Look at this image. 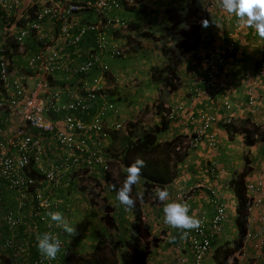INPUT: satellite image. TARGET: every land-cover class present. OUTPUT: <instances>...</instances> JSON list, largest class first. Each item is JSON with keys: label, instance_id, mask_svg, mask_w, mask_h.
Masks as SVG:
<instances>
[{"label": "trees", "instance_id": "obj_1", "mask_svg": "<svg viewBox=\"0 0 264 264\" xmlns=\"http://www.w3.org/2000/svg\"><path fill=\"white\" fill-rule=\"evenodd\" d=\"M40 9L39 0H25L23 14L17 22H24L25 15L32 16ZM145 12V7H142L139 12L132 13L131 17L137 19L139 16L136 17V14L141 16L146 14ZM209 18L210 12L207 10L204 0H187L186 2L185 0H172L164 10L163 22L155 29L152 26L147 28L139 24H134V27L130 25L129 28L132 31L129 30L130 33L126 40L117 45V51L126 52L127 55L123 56L126 61L122 62V60L116 59L113 66L112 60L108 59L111 61L109 63L105 59L108 65L111 64V67L109 65L110 69L123 71L120 75L112 74V69L111 72L109 71V83L121 86L120 90L113 91L106 100L108 103L114 104V109L109 111L106 123L109 121L110 127H113L121 116H124L127 122H133L134 116L138 113L139 121L128 125L126 135L119 138L117 134H120V130L112 135L113 143L116 144L118 139L121 140L122 151L117 155L106 153L105 160L109 170L98 166L91 177L85 175L87 170L79 172V174L75 173L70 178L67 177L68 181L64 185L62 184L63 187L60 186L56 192L54 189L53 193L49 194L53 199H64L58 209L53 211L62 213L65 220L74 227V233L69 235L64 233L61 228L56 229L55 233L64 242L66 250L80 256L78 260L73 259L76 260L75 264H124L125 262H128L127 264H154L150 260L153 248L158 247L161 240L152 233V225L145 222V206L154 201L160 203L155 195L156 190L165 188L176 179L179 161L193 153V148L199 144L197 142L201 143L204 140V134L202 133L203 136H200V128H194L195 132H192V130L184 128L185 124L176 127V122L179 120L181 122L183 115L189 120L194 118L192 116L195 113L193 105L187 109V105L182 103L183 97L178 99L180 96L178 92L187 87L179 73V67L183 66L186 55L199 47L200 33L203 27L201 21L209 20ZM13 46V53L5 52L11 64L8 66V73L11 76L14 74L15 62L22 58L17 54V45L14 43ZM31 53L29 55H33ZM25 69L26 66L21 68L24 70L23 72H26ZM134 80L138 84L134 85ZM176 99L180 102H177ZM104 102V99L97 101L93 108V110L95 109L93 114ZM115 110H120L121 113L116 115ZM150 116L152 117L151 121L147 118ZM231 122L233 124L231 123L228 128L231 127L229 129H232V132L229 129L228 132L232 136L236 132L241 133L247 147L253 146L257 142H264V128L254 124L250 119L232 120ZM138 124L144 127L141 132L134 129ZM180 127L184 128L183 132H177L172 136L171 134L175 130L178 131ZM125 142L127 143L125 144ZM212 142L217 144L215 140ZM182 154L183 157H181ZM137 158L143 159L145 165L141 170L139 182L132 186L130 196L136 203L129 209L120 204L116 193L123 186L128 166ZM112 165L113 167L119 166L121 169L118 180L111 173ZM35 167L30 165L25 172V175L37 181L30 187L29 197L30 195L32 197L28 204L31 210L36 204L34 192L38 186L44 187L42 183H38L40 179ZM251 172L252 167L247 162L245 169L241 173L236 172L232 176V181L230 180L232 193L237 199L236 221L240 227V235L235 240L233 249L226 250L224 260L220 264H240L238 256L247 237L249 221L250 197L247 190V179ZM82 180L92 182L89 184L91 185L89 186L90 190H88V186H80L77 183ZM93 183L97 190H94ZM5 187L6 185L3 183L0 184V205L6 203L4 195L15 198V195ZM98 189L101 190L98 191ZM74 192L76 195L84 194L92 209H96L100 214L99 221L97 223L94 221V226L91 227L85 221L88 211L81 209L79 201L73 205L67 204L69 195H74ZM106 192H108V197L102 199V195ZM85 197H81L79 200L83 202ZM92 213L96 217L97 213L95 211ZM15 230H10L6 226L2 233L9 235L7 238H12L10 235ZM24 230L20 229V233H23ZM19 238L23 239L21 236ZM30 238L32 242L29 248L27 247L28 256L26 259L9 257L6 259L7 264H13L16 260L22 264H32L36 260L40 253L37 250L36 241L31 236ZM5 255L7 256V254ZM5 255H1L0 258L3 259L6 257ZM217 255L218 253H216ZM60 260L66 264L68 258L60 256Z\"/></svg>", "mask_w": 264, "mask_h": 264}, {"label": "built area", "instance_id": "obj_2", "mask_svg": "<svg viewBox=\"0 0 264 264\" xmlns=\"http://www.w3.org/2000/svg\"><path fill=\"white\" fill-rule=\"evenodd\" d=\"M124 1L129 6L136 5L135 0H39V12L32 16L25 15L24 22L20 23L17 20L23 14L24 0H0V92L4 95V100L0 102V118L9 115L21 121L0 141V184L6 185L5 189L15 195L16 204L12 208L0 205V227L7 226L10 230H15L26 224L23 216H27L29 212L30 187L37 182L25 175L30 165L36 166L40 179L38 183L44 185L38 186L34 192L36 204L31 214L35 221L28 225L34 241L41 234L40 224L46 227L45 232L56 235L52 231L53 222H50L47 213L58 209L60 201L51 198L49 194L53 193L55 187L63 184L68 173L79 174L87 170L85 175L91 177L98 166L109 170L105 160L106 153L111 151L109 142L113 133L120 130L122 125L117 122L114 123L115 127H110L109 121L106 123L109 111L114 109V104L106 100L116 86L109 83L110 69L103 58L105 53H110L112 57H121L125 52L117 49L109 52V41L103 30L120 25L119 21H112L110 14L123 9ZM89 13H96L97 20L83 22V17ZM76 21L81 23L77 30L73 28ZM94 32L98 34L95 48L88 52L82 64L73 66L66 54L67 50L78 48L87 35ZM28 42L36 46L34 51H30ZM14 43L17 45V54L27 59V64L26 72L14 68L11 76L8 73V66L11 64L5 52L13 53ZM222 64L221 59L216 62L209 83L212 84V79L219 73ZM96 71L99 72L97 76L86 77ZM59 73L65 75L67 90L72 94L70 101L64 102L63 90L52 86ZM72 89L75 93H72ZM248 95L249 103L253 105L256 102L254 93L249 91ZM100 99L105 102L94 116L84 120L77 117V113L89 114ZM115 113L117 114V110ZM207 118L206 123L214 120ZM206 128L208 124H204L200 133ZM32 130L41 135H36ZM51 139L60 148L64 158L60 162H52L48 168L41 167ZM262 187L261 182L247 183L250 210L258 207L261 202L253 199L250 194L260 192ZM195 217L200 220V227L190 230L184 238L185 244L178 247L179 250L182 246L189 247L192 261L186 263L183 259L182 264H206L208 259L215 256L214 237L223 232L227 207L224 203H218L210 223L205 212H200ZM262 220L264 222V216ZM10 237L12 238H4L1 242L3 253L8 252V258L13 256L26 259L27 246L18 243L12 235ZM58 239L61 242V251L55 260H46L39 254L32 264H63L60 256L69 258L70 253L65 249L64 242ZM255 248L257 253L262 254L264 226L257 237ZM239 256L245 257L243 251Z\"/></svg>", "mask_w": 264, "mask_h": 264}, {"label": "crops", "instance_id": "obj_3", "mask_svg": "<svg viewBox=\"0 0 264 264\" xmlns=\"http://www.w3.org/2000/svg\"><path fill=\"white\" fill-rule=\"evenodd\" d=\"M171 1L172 0H146V10L150 7L152 12L150 15L146 13L140 16L139 14V18L136 19V22H138V20L143 23L156 21L160 26L161 24L157 22V20L160 21L162 19L163 10ZM186 1L187 0H185V2ZM155 13L160 14L161 18L155 16ZM120 14L122 19L133 18L127 15V10H123ZM78 23L79 22L76 21L73 28L76 29L79 25ZM146 26L148 25H145V27ZM200 35L201 40L199 48L196 50L197 52H195V54H190L183 63L186 71H188L186 68L187 66L196 73V75L191 78L195 87L189 93L187 90L188 86L185 82V86L187 87L181 89L185 94L181 95L179 93L181 90L178 93L181 98L183 97L182 103L187 105V109L193 105L194 115L198 117V115L211 114L215 117V122L211 123L209 128L205 131L204 140L196 145V147L193 148V153L188 154L179 165L176 179L166 186L170 194L169 201L186 202L190 207V215L198 216L200 212L201 214L205 212L207 221L210 223L216 212L218 203H224L228 208V196L233 194L229 186L231 173L234 172V170L237 171L238 167H245L248 162L252 167V172L248 176L247 183L257 184L261 182L263 187L260 192L250 194L253 199H259L261 202L258 207H253L250 210L249 221L247 223V237L244 240L242 250L245 257H238L240 264H264V250L262 254L255 251L257 237L261 228L264 226L262 220L264 216V142H257L253 146L247 147L242 134L235 133V135L232 136L226 128V119L228 117H232L235 121L250 119L253 123L264 128V77H260L257 74L258 69L256 68L259 59L264 57V39H261L256 34L254 28L248 27L245 21L223 10L220 4L210 12L209 26L207 28L202 27ZM121 38L125 37L122 36ZM97 39V33H90L78 48L67 50L66 54L68 55L70 63L73 66L82 64L88 52L95 48ZM116 42V40L112 41L111 38V45L116 44ZM232 43L236 45L235 54L225 59V56L222 54L225 53L226 47ZM27 46L33 48V50L36 49L33 43L28 42ZM112 48L113 47L110 46V51L113 50ZM208 57L224 58L226 61L225 67H222L221 75L215 79L214 85L216 90L213 92L209 91L207 86H204L202 80L197 81V77L204 78L205 75L207 76L205 72L207 67H205L203 62H205ZM104 58L107 60L110 59L108 57ZM110 62L111 61H109V63ZM26 64L27 59L21 58L19 61L17 60L15 62L14 68L21 70ZM109 65L111 67V64ZM111 69L113 73L117 74L118 71L116 69ZM121 72L123 73V71ZM98 74L99 72L96 71L91 77H95ZM55 79L52 86L63 90L64 102L70 101L72 94L70 95L71 91L67 90L65 75L59 73L56 75ZM65 85L66 88H64ZM249 88H254L256 94L261 97V101H259L253 110L247 106L246 91ZM72 93H75L73 89ZM3 100L4 95L0 92V102ZM226 100H228L231 105L230 109L225 107ZM93 112L90 114L77 113V117L81 119L86 117L90 118V115L93 116L95 114H93ZM179 121L176 122V127L180 124H185L186 126L184 128L188 130L201 128L202 126L199 120L193 122L189 120V118L184 117V115L181 118V122ZM20 123L21 121L19 118L3 115V117L0 118V141ZM184 128L180 127L178 131L175 130L171 135L173 136L177 132L182 133ZM32 131L36 135H41L38 131ZM214 140L217 144L212 142ZM50 143L51 145L43 158L42 164L40 165L41 167L48 168L52 162L57 163V161L60 162V160L64 158L62 151L57 147L53 139H51ZM240 156L243 157V161ZM232 162L235 164H232ZM213 165H217L218 167H212ZM234 167L236 168L234 169ZM64 184L65 183H63V185ZM63 185L60 186L63 187ZM59 187H55V192ZM30 197L32 196L30 195ZM169 201H165V203ZM159 204H161V202ZM91 208L90 206V209ZM162 208L161 206L155 213L153 212V217H150V215L146 213L144 218L145 222L146 219L150 218L153 220L154 225L162 226ZM146 210H148V212L151 211V209L148 208ZM28 211L27 216H23L26 219V224L21 230H28V225L35 221L31 214L32 210L30 207H28ZM236 219V211L233 216L231 214L229 215L228 209L227 220L223 232L221 235L214 237V253L219 252L227 243L237 240V238L231 240L230 237H227L229 231L233 234L232 231L236 228L233 222L235 221L238 225ZM94 221L97 223L99 218H95ZM94 221L93 224H88L92 227L95 225ZM45 229L46 227L41 225V233H43ZM25 230L22 231L23 233H20V229L12 231L11 235L29 248L32 240L30 238V232ZM165 230L168 231L165 234L164 242L161 241L159 246L153 249L154 254H152L150 260L154 264H182L183 259L186 260V263L191 262L192 254L188 249L189 247L182 246L180 250L178 248L180 244H185V239L180 238V234L176 229H172L168 226ZM8 236L9 235H5L3 238H7ZM19 236L23 239H20ZM174 237L175 240H173ZM216 253L215 256L208 259L206 264H220L222 260L218 258V255L216 256ZM15 263H19V261L16 260ZM127 263L128 262H125L124 264Z\"/></svg>", "mask_w": 264, "mask_h": 264}, {"label": "clouds", "instance_id": "obj_4", "mask_svg": "<svg viewBox=\"0 0 264 264\" xmlns=\"http://www.w3.org/2000/svg\"><path fill=\"white\" fill-rule=\"evenodd\" d=\"M88 1L96 2L97 0H88ZM204 1H205L206 6H207V10L209 12L213 11L216 8V6L220 4L223 10H225L229 14L235 15L238 19H240L242 21H245L248 27L254 28L256 34L261 39H264V0H204ZM135 2H136L135 6H129L127 1H124L123 9H121L120 11L113 12V13L110 14V18L113 19L112 21H115V22L119 21L120 25L112 26L110 28L105 29V31L103 30V32L107 36V40L109 41V48L111 46V47H113L112 49H117L118 48L117 45L120 44L122 41L126 40L127 36L132 31L129 28L130 25H131V27H134L133 26L134 24L135 25L139 24V25H142V26L148 25L146 27L152 26L153 29H155V27L159 26L156 23V21L155 22L154 21H149L148 23H143V22H136L132 18L131 19H122L121 16H120L121 15L120 13L123 10H127V15L131 16L132 13L139 12V10L142 7H145V9H146V6H147L146 0H135ZM164 10H163V13H162V19L160 21L157 20V22H159L160 24L164 20ZM151 12L152 11H151L150 7H148V9L146 10L145 13L150 15ZM159 17L161 18V15ZM93 20H97L96 13H93V14L89 13V15L83 17L82 21L89 23V21L91 22ZM78 24H81V23H78ZM201 24H202V26L204 28H207L209 26V20L208 19H203L201 21ZM78 27H79V25H78ZM77 28L75 30H77ZM129 30H130V32H129ZM89 34L87 35V37L89 36ZM122 36H124L125 38H121ZM111 38H112V41H114V40L118 41V42H116L117 45L116 44H112V45L110 44ZM200 40H201V35H200ZM199 44H200V41H199ZM196 50H194L190 54H195V52H197ZM235 51H236V45L234 43H232V44H229L228 48H226V50H225V53H223L222 55H224L225 59H226L227 57H232L235 54ZM109 52L112 53V51H109ZM190 54L186 55L184 60H186ZM125 56H126V52H125L124 57ZM104 57H108V58L113 59V60L120 59L122 61H125L124 60L125 58H123V56H121V57H112L110 55V53H107V54L105 53ZM219 59L222 60L223 64L219 68L220 69L219 73L214 75L215 78L212 79V84L209 83V81H210L209 77H210V74L212 73V69H210V70L208 69L207 70V78H206V80L203 83L205 86H207V89L209 91H212V92L216 90L215 85H214L215 84V79L218 76L221 75L220 73L222 72V67L224 66V58H216L215 60H213L215 65H216V62ZM103 60L105 61V58H103ZM104 63H106V61ZM263 64H264V57L259 59V61L257 62V65H256V68L258 69V71H257L258 73L257 74L260 77H264ZM109 69H110V67H109ZM91 75H88V78H90ZM91 78H93V77H91ZM113 84H115V86H116L114 91L117 90V89L120 90L119 87L121 85L117 86L116 83H113ZM249 91H252L254 93V97L256 99V102L253 105H250V103H249V100H250V96L248 95ZM246 98H247V106L250 109H252V110L255 109L256 105L259 103V101H261V97H259L256 94L254 88H249L246 91ZM225 107L227 109L231 108V105H230L228 100L225 101ZM93 111L94 110H92L91 112H93ZM120 113H121V111L117 110V114L116 115H118ZM95 114H96V112H95ZM207 115H198V117L196 115H193L194 118L191 121L194 122V121H198L199 120L200 123L202 124V126H201V128L199 130V133L202 130V128L204 127V124H208V128H209L210 124L215 122V117L211 116V118H213L214 120L206 123L207 119H208L207 117H210V116H207ZM91 117H92V115H90V118ZM203 117H204V119H203ZM84 119H82V120H84ZM232 120H234L232 117H228L226 119V128L227 129L231 128V127L228 128V126L231 125V123H232L231 121ZM117 122L122 125V127L120 129L121 132L125 131L127 129L128 125H129L127 120H126V118H124V116H121V118ZM208 128H206L204 130L203 134L205 133V131ZM191 130H192V132H195V130H193V129H191ZM229 130L232 132V129H229ZM115 133L116 132H114L113 134H115ZM236 133H238V132H236ZM203 134L200 133V136H203ZM239 134H241V133H239ZM112 139L110 140L109 145L115 144V143L112 142ZM197 143H200V142H197ZM110 149H111V146H110ZM121 151H122V149L119 152H121ZM178 151H180V150L178 149ZM109 152H110V154H114V155H117V153H119V152L113 151L112 149ZM144 165H145L144 160L140 159V158H137L131 165H129L128 168H127V176H126V178L124 180L123 186L120 187L119 190L116 193V198L120 202V204L123 205V206H126L129 209L134 207V205L136 203V201L133 198H131L130 192H131L132 186L139 182V180L141 178V170L144 167ZM245 167H244V169H245ZM73 174H75V173L67 174V175L70 178V176L73 175ZM67 177H66V181L63 182V183H67V181H68ZM82 181H84V180H82ZM82 181H79L77 183H79L80 186H82V184H81ZM86 181H89V180H86ZM90 183H92V182L90 181ZM89 184H88V187L91 186ZM155 195H156V198L158 199V201H160L163 204V220H164V223L166 225H168L170 228L176 229L179 232L181 239L186 238L188 236L190 230L198 229L200 227V220L197 219L194 215H190L189 214L190 213V207H189V205L186 202L185 203H180V202H176V201H169L170 194H169V192H168L166 187L165 188H158L156 190ZM81 197H85L84 194L82 195L81 193H78L76 195L75 192H74V195H71V194L69 195V202L67 204L68 205H73V204H76L79 201L78 204L80 205L81 209H83L84 211H88L87 209L90 208L91 204L89 203V200L86 197L84 198L85 200L83 202H81L79 200ZM58 200L60 201V204H62V201L64 199L59 198ZM165 201H169V202L164 203ZM85 207L87 209H84ZM89 213H90V211H88L86 219L90 218L89 217ZM236 213H237V211H236ZM227 215H228V208H227ZM47 216L50 219V222H53L52 231L54 233H55V230L58 229V228H61L64 233H67L69 235L74 233V227L71 226L65 220V218H64V216L62 215L61 212H59V211H49L47 213ZM58 238L59 237L57 235H54V234H52L50 232H45V231L43 233L38 234L36 236V247H37V250L39 251V253L41 254V256L44 259L49 260V261H52V260L56 259L58 253H60V251H61V242H60V240ZM3 239L1 240V242L3 241ZM173 240H175V237L173 238ZM234 242L235 241L227 243L219 252H217L218 253V258L220 260H222V261L224 260V255H225L226 250L233 249ZM0 246H1V243H0ZM69 253H70V257L68 258L66 264H70V263L71 264H75V261L78 260L80 256L72 254V252L70 250H69ZM73 259H76V260H73ZM222 261H220V263Z\"/></svg>", "mask_w": 264, "mask_h": 264}, {"label": "rangeland", "instance_id": "obj_5", "mask_svg": "<svg viewBox=\"0 0 264 264\" xmlns=\"http://www.w3.org/2000/svg\"><path fill=\"white\" fill-rule=\"evenodd\" d=\"M212 9V8H211ZM136 17H138L139 15L138 14H136L135 15ZM155 16H160V14H158V13H155ZM133 19V18H132ZM135 21H136V19H134ZM138 22H139V20H138ZM118 42V41H117ZM117 44V43H116ZM127 55V54H126ZM141 55H143V54H141ZM152 55V54H151ZM212 58V59H211ZM216 59V57H208L207 59H206V61L205 62H203V64H205V67H207V70L209 69H212L214 66H215V63H214V61L213 60H215ZM126 61V60H125ZM122 62H124V61H122ZM120 64V63H119ZM122 64V63H121ZM112 65L114 66L115 65V60H112ZM225 65H226V61H225V59H224V66L223 67H225ZM186 68L188 69V71H186V69H184V66H181V67H179V73L181 74V76H182V78H183V82L185 81L186 82V85L188 86V88H187V90H188V92L190 93L191 92V90L192 89H194V87H195V85L193 84V82L191 81V78L194 76V75H196V73H194L192 70H190L187 66H186ZM223 69V68H222ZM116 70H118V69H116ZM207 70L205 71L206 73H207ZM119 72H121V71H118L117 72V74L118 75H120V73ZM113 73V72H112ZM205 73V74H206ZM113 74H115V73H113ZM117 75V76H118ZM206 75H205V77L203 78V77H201V78H198L197 77V81H200V80H202V82H204L205 80H206ZM123 78H124V75H123ZM184 82V83H185ZM133 83H134V85L135 84H138V83H136L135 82V80L133 81ZM199 83V82H198ZM197 83V84H198ZM196 84V85H197ZM122 87H123V83H122ZM181 95H183V94H185V93H183V91L181 90L180 92H179ZM188 94V93H187ZM181 97L179 96V98L178 99H180ZM178 99H176L177 100V102L179 101ZM180 102V101H179ZM208 116H212L211 114H208ZM213 117V116H212ZM125 118V117H124ZM147 118H149L148 120L149 121H151L152 120V117L150 116V117H147ZM146 118V119H147ZM138 119V120H137ZM134 121H139V113L138 114H136L135 116H134V118H133V122H128V124L130 125L131 123H134ZM193 126V125H192ZM134 129H136L137 130V132H141L142 130H144V127L143 126H139V124L138 125H136L135 127H134ZM126 131H127V129L125 130V131H122V132H119L120 134H117V136L120 138V137H122V136H124V135H126ZM127 133H128V131H127ZM127 142H125V144H126ZM111 146V149L113 150V151H116V152H119L121 149H122V144H121V140H119L118 139V141L116 142V144H111L110 145ZM181 157H183V154L181 155ZM240 158H242V161H243V157H241L240 156ZM175 161H176V159H175ZM184 160H180L179 161V164H181L180 162H183ZM178 164V165H179ZM232 164H235V163H233L232 162ZM231 164V166L233 167V165ZM218 167L217 165H213L212 167ZM112 167H113V165H112ZM118 167V168H117ZM236 167H234V169H235ZM243 168L244 167H238V169H237V172L238 173H241L242 171H243ZM111 173L113 174V176L118 180L119 179V173H121V169L119 168V166H114L113 167V169H112V171H111ZM235 173H236V171L234 170V172H232L231 173V175H230V180L232 181V176L233 175H235ZM230 181V182H231ZM90 183V181H86V180H84V181H82L81 182V184H82V186H85V187H87L88 186V184ZM93 185V187H94V190H97V187H95V185H94V183L92 184ZM229 186H230V184H229ZM88 190H90V187H88ZM101 189H98V191H100ZM9 194H10V192H9ZM83 195V194H82ZM5 196V202L7 203H5L4 205H6V206H9V207H12V206H15V198H12V197H10V196H7V195H4ZM106 197H108V192H106L105 194H103L102 195V199H104V198H106ZM228 209H229V215L231 214V215H233L234 216V212L236 211V204H237V199H236V196L234 195V194H232V195H229L228 196ZM155 202V201H154ZM154 202H151V204L150 205H148V206H145V208L147 209H151V211L150 212H148V210H146V212L145 213H147V215H150V217H153L154 216V213L159 209V208H161V206L163 207V204L161 203V204H159V202H155V204H154ZM11 203H13V204H11ZM165 203V202H164ZM159 205V206H158ZM158 206V207H157ZM84 209H87L86 207L84 208ZM163 209V208H162ZM88 211H90V213L92 214V218H91V214L89 213V219H86L85 221H87L88 223H92L93 224V221H94V218H98L99 217V213H98V211H96V209H87ZM92 211H95L97 214L95 215L96 217H94L93 216V213H92ZM154 212V213H153ZM161 212V211H160ZM146 222L147 223H149V224H151L152 225V222H153V220H151L150 218H148V219H146ZM164 222V220H162V223ZM233 224H234V227L236 226V228H234V230H233V228H232V232H233V234H231V231H229V233H228V236L227 237H230V239L231 240H233V238H238L239 237V235H240V227L236 224V222L234 221L233 222ZM94 226V225H93ZM162 226H163V228H162ZM162 226H156V225H154V222H153V225H152V233L154 234V235H156V236H158V238L161 240V241H163L164 242V239H165V234H166V232L168 231V230H165V228L166 227H168V225H164V223L162 224ZM40 228H41V225L39 226V230H40ZM2 231H3V228L2 227H0V241H1V239H3V237L5 236V233H2ZM229 239V240H230ZM154 249V248H153ZM5 254H7V255H9L8 254V252H4L3 253V250L0 248V256L2 255H5ZM154 254V253H153ZM6 256V255H5ZM6 259H8V257L6 256V257H3V259L2 258H0V264H7L6 263Z\"/></svg>", "mask_w": 264, "mask_h": 264}]
</instances>
